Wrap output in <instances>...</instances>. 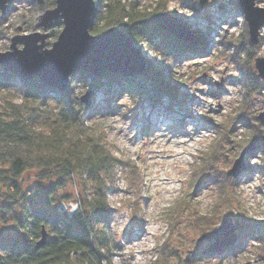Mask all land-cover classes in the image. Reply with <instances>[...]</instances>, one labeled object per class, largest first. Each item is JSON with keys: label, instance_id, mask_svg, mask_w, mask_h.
Returning a JSON list of instances; mask_svg holds the SVG:
<instances>
[{"label": "rangeland", "instance_id": "obj_1", "mask_svg": "<svg viewBox=\"0 0 264 264\" xmlns=\"http://www.w3.org/2000/svg\"><path fill=\"white\" fill-rule=\"evenodd\" d=\"M95 1L98 10L91 33L109 27L103 16L114 0ZM117 2L131 15L117 16L118 26L128 27L132 33L128 35L141 48L148 62L145 71L124 75L134 76L129 84L120 73L109 77L103 72L95 85L91 77L76 71L68 86L78 101L92 90L94 107L85 113L104 149L116 159L105 174L110 215L102 228L108 251L105 247L101 251L110 264H264V119L258 117L264 113V79L254 64L257 56H264V25L258 42L252 43L237 0ZM255 3L264 6V0ZM54 5L55 0H8L5 12L0 11V51L8 49L16 33L42 31L38 17ZM158 11L170 12L193 32L194 38L179 52L182 39L150 20ZM58 20L47 28V47L62 28ZM125 28L121 29L126 32ZM194 45L204 47L196 50ZM150 67L161 76L163 86L146 74ZM118 78L124 80L121 88ZM25 82L40 83L37 78L24 81L0 66V116L20 112L36 129L46 131L56 100L49 98L46 107L40 99L32 100L31 93L24 92ZM251 143L244 158L246 169L236 177L227 175L240 151ZM61 171L32 167L15 181L23 191L49 188L62 179L47 209L72 218L94 182L87 175L63 179ZM227 217L238 224L234 242L212 246L214 239H199ZM21 218L20 200L1 185L0 242L15 233ZM101 226L94 227L99 235ZM45 230L52 235L49 227ZM92 238L99 242L98 235ZM76 252L72 256L79 257ZM72 256L71 264H89Z\"/></svg>", "mask_w": 264, "mask_h": 264}, {"label": "trees", "instance_id": "obj_2", "mask_svg": "<svg viewBox=\"0 0 264 264\" xmlns=\"http://www.w3.org/2000/svg\"><path fill=\"white\" fill-rule=\"evenodd\" d=\"M123 14L127 18L131 16L128 11L124 12L123 6L117 0L112 1L103 16L105 25H118L117 16ZM119 27L125 28L121 25ZM125 30L127 34L130 33L128 27ZM183 44L185 41L181 40L176 52L180 51L179 47ZM147 69L149 71L146 74L153 75L157 86H163L161 76L151 67ZM150 70L153 73H150ZM79 73L91 77L93 85L99 80L97 76L85 71ZM104 73L109 77L121 75ZM2 75L12 77L10 74ZM121 76L125 77L128 84L134 78ZM120 79L116 81L121 88L124 86V80ZM25 87L27 88L24 92H30L29 97L32 100L40 99V103L45 104V107L49 98H54L56 103L50 107L52 119L46 131L36 129L27 118L20 116V112L14 111L10 118L0 116V188L1 185L5 186L10 191V196L18 198L22 206V218L16 221L15 233L8 240L0 242V264H71V253L76 250L80 252L79 257H72L78 260L85 259L89 264H110L107 253L101 251L103 247L105 252L108 251V241L106 234L102 233V228H106L110 215L105 174L112 170L116 159L104 149L102 138L87 118L85 111H89V108L92 110L94 105L83 108L80 99L78 101L71 95L69 87L57 90L38 82H25ZM26 101L27 96L24 95L22 104L25 105ZM15 107L16 105H12V108ZM31 107L33 106L30 105ZM32 167L60 168L62 171L59 173L63 179L72 174L80 178L87 175L94 182V188L90 195L85 197L81 210L69 218L64 213L47 209L54 199L55 187L63 185L62 179L49 188L30 187L21 190L15 180ZM97 223L102 225L101 235L94 228ZM75 226L78 227L77 230ZM43 227H49L52 235L47 236L42 246L35 247ZM96 235L100 243L93 240L92 236Z\"/></svg>", "mask_w": 264, "mask_h": 264}, {"label": "water", "instance_id": "obj_3", "mask_svg": "<svg viewBox=\"0 0 264 264\" xmlns=\"http://www.w3.org/2000/svg\"><path fill=\"white\" fill-rule=\"evenodd\" d=\"M7 1L0 0L1 13L5 12ZM37 2L41 3L43 0ZM237 2L247 22L249 40L255 44L259 39V28L264 25V6L257 5L255 0ZM97 10L95 0H55V5L46 8L38 17L42 31L16 33L11 36L8 49L0 51V66L3 71L24 81L37 78L41 84L57 90L67 89L70 74L80 70L94 76L106 71L122 75L141 74L145 71L147 59L141 48L118 25H111L99 33L90 32ZM59 18L62 28L50 47H47V28ZM150 20L160 29L184 41L194 38L190 28L170 12L158 11L151 15ZM18 43L22 46L18 47ZM254 64L259 76L264 79V56H257ZM92 93V90H88L79 97L87 108L92 106ZM258 117L263 120L264 113ZM252 147L251 143L240 151L227 170V175L236 177L246 169L244 158ZM237 228L238 224L233 225L231 218L227 217L212 233L202 235L199 239H214L212 246H222L235 241ZM46 238L47 232L43 227L35 247L42 246Z\"/></svg>", "mask_w": 264, "mask_h": 264}, {"label": "bare ground", "instance_id": "obj_4", "mask_svg": "<svg viewBox=\"0 0 264 264\" xmlns=\"http://www.w3.org/2000/svg\"><path fill=\"white\" fill-rule=\"evenodd\" d=\"M205 42V41H204ZM205 45V44H204ZM200 47H204V46H200ZM199 46H195L194 45V47H192V48H195L196 50H199V48H200ZM80 71H84V70H80ZM166 121V119H162L161 121ZM171 156V155H170ZM143 233H145V231H143Z\"/></svg>", "mask_w": 264, "mask_h": 264}, {"label": "built area", "instance_id": "obj_5", "mask_svg": "<svg viewBox=\"0 0 264 264\" xmlns=\"http://www.w3.org/2000/svg\"><path fill=\"white\" fill-rule=\"evenodd\" d=\"M62 203V202H61ZM60 204V203H59ZM58 210L62 211V207L60 206H57ZM76 253H79V252H76Z\"/></svg>", "mask_w": 264, "mask_h": 264}]
</instances>
